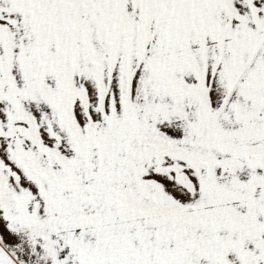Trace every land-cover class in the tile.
<instances>
[{
    "label": "snow or ice",
    "instance_id": "6c2138e0",
    "mask_svg": "<svg viewBox=\"0 0 264 264\" xmlns=\"http://www.w3.org/2000/svg\"><path fill=\"white\" fill-rule=\"evenodd\" d=\"M0 264H264V0H0Z\"/></svg>",
    "mask_w": 264,
    "mask_h": 264
}]
</instances>
